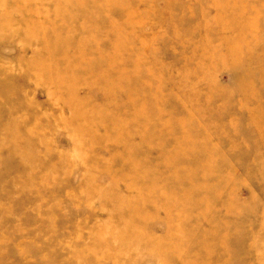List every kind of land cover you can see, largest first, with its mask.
<instances>
[{
	"label": "rangeland",
	"instance_id": "1",
	"mask_svg": "<svg viewBox=\"0 0 264 264\" xmlns=\"http://www.w3.org/2000/svg\"><path fill=\"white\" fill-rule=\"evenodd\" d=\"M0 264H264V0H0Z\"/></svg>",
	"mask_w": 264,
	"mask_h": 264
}]
</instances>
